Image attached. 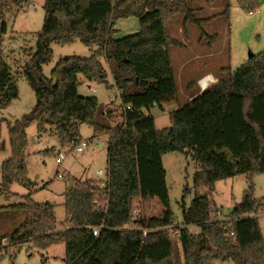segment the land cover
Segmentation results:
<instances>
[{
    "label": "trees",
    "instance_id": "obj_1",
    "mask_svg": "<svg viewBox=\"0 0 264 264\" xmlns=\"http://www.w3.org/2000/svg\"><path fill=\"white\" fill-rule=\"evenodd\" d=\"M20 1L0 0V12ZM215 1L206 0L208 4ZM226 1L220 15L230 22ZM237 1L249 13L260 6L259 0ZM43 8L36 50L23 67L36 103L29 114L8 125L12 155L1 166L0 194L10 193L15 183L27 188L33 184L26 164V129L33 122L39 134L49 127L62 145L81 140L83 123L97 136L107 133L109 182L101 193L94 180L74 181L65 194L67 226L62 230H58L52 203L25 196L24 202L14 206L24 211V220L7 237L4 250L23 242L41 249L64 244L65 264H179L169 230L175 218L162 160L167 153L179 152L198 166L196 183L208 187L190 205L183 203L182 222L175 227L184 264H264V238L257 217L264 213V197L255 198L253 181L264 172V51L171 111V126L157 129L151 109H163L178 93L170 47L181 43L170 38L166 24L171 16L183 14L185 22L199 26L203 38L210 37L202 28V22L210 18H195L188 0H45ZM129 16L137 17L140 31L115 39L116 19ZM5 32L2 22L0 43ZM78 39L91 48L92 55L62 58L46 77L43 65L51 60V45ZM101 56L120 91L122 122L116 126L102 124L98 99L78 91L80 76L88 82L107 83ZM194 86L188 84L187 91ZM18 96L15 76L0 49V108ZM242 174L248 183L242 201L226 219H216L217 208L210 198L216 183ZM135 197L156 198L162 215L134 216ZM98 200L108 202L106 210L99 208ZM129 224L137 228H126ZM190 225L199 226L200 232L191 233ZM97 226L102 229L94 236L92 228Z\"/></svg>",
    "mask_w": 264,
    "mask_h": 264
},
{
    "label": "rangeland",
    "instance_id": "obj_2",
    "mask_svg": "<svg viewBox=\"0 0 264 264\" xmlns=\"http://www.w3.org/2000/svg\"><path fill=\"white\" fill-rule=\"evenodd\" d=\"M21 1L22 3L14 4L11 9H4L3 13L0 12V26L2 22L6 24V32L1 34L0 49L3 59L10 66L15 76L19 91L17 99L13 100L8 107L0 108V184L2 163L12 155L8 125H12L16 120L22 119L25 114H29L36 103L35 93L23 72V67L36 50L37 37L44 21L45 11L43 6L45 0ZM224 1L227 3L226 0ZM221 2L217 1L213 7H209L210 5L205 0H188L189 7L194 10L195 18L203 20L210 18L202 22L203 30L210 37L204 36L202 38L199 26L191 21L185 22L183 14L173 15L167 22L166 32L170 38L174 40H176L175 38L180 39L178 30H181L184 33L182 37L184 35L191 47L187 51L183 49V59H187L188 63L185 65L182 81L177 82V99L173 102L165 103L163 109L155 106L149 113L154 117L157 129L171 126L170 112L188 103V98L185 95L187 91L186 84L182 83L186 77L192 79L204 67L217 71L216 79L218 81L235 71L254 55L264 51V0H259L260 6L253 14L239 6L237 0H228L230 4V22L228 23H231V46L233 47L231 59L228 58L229 43L224 44L223 47L224 42L221 41L219 43L220 39H218V36L222 39L225 36L226 24L223 16L218 14L223 11L220 8ZM222 5L224 9L225 3ZM114 28L113 37L115 39L132 35L141 29L136 16L116 19ZM209 40L212 41V44L216 40L217 44H219L216 50L222 49L224 51L217 64L215 62L216 59L209 58V56L195 59L196 55L192 54L198 50L195 48V44H200L198 43L199 41L202 42L203 51L207 54L205 51L212 45ZM182 46L183 44L181 43L178 47L182 48ZM51 47V60L43 65V74L46 77H50L52 70L60 59L66 57L86 58L93 53L91 48L85 46L79 39L67 45L53 43ZM213 50L215 48L208 52H213ZM99 59L107 74L105 77L107 83L88 82L80 76L81 85L78 91L82 96H95L98 99L100 104L98 119L102 124L116 126L122 122V117L119 115L121 114L120 91L115 85L111 69L105 57L101 56ZM223 59L224 61H221ZM176 60H178L177 57L175 62ZM174 69L178 73V64H176V67L174 66ZM109 112L113 113V117L107 119ZM115 113L119 116H116ZM46 129V132L39 134L36 122L31 123L26 129L28 140L26 164L28 177L33 182L32 186L27 188L15 183L12 185L10 193L0 194V264H65L64 244L41 249L31 243L23 242L9 247L7 251L4 250L3 245H7L8 242L4 238L9 237L25 217L24 211L14 206L24 202L27 195H30L34 201L39 203H52L58 230H62L67 226V215L64 205L65 194L74 181L96 180L97 182L107 178L108 146L110 141L107 133L97 136L89 124H81L79 127L80 139L89 141V145L84 152H76L74 149L76 143L62 145L59 138L53 134V131L49 127ZM59 152L65 154L61 164L57 163L56 160ZM162 160L166 171V183L169 188L171 208L175 218V223L169 228L170 236L174 246V254L178 256L179 264H184L183 251L175 227L177 228V226L181 225L183 203L186 206L190 205L196 196L206 194L208 187L203 183H196L194 176L199 169L191 157L179 152H170L165 154ZM99 170L103 171V176L97 174ZM253 181L255 198H263L264 172L255 175ZM247 188V178L243 174L218 181L215 191L210 196L217 208L213 216L220 220L226 219L234 206L242 201ZM132 210L135 212V216H145L147 219L162 215V206L156 198L143 200L135 197L132 201ZM257 217L264 238V213L258 214ZM127 227L137 228L134 224H129ZM189 230L193 234H198L200 227L190 225ZM212 264L233 263L214 261Z\"/></svg>",
    "mask_w": 264,
    "mask_h": 264
},
{
    "label": "crops",
    "instance_id": "obj_3",
    "mask_svg": "<svg viewBox=\"0 0 264 264\" xmlns=\"http://www.w3.org/2000/svg\"><path fill=\"white\" fill-rule=\"evenodd\" d=\"M198 1H200V0H198ZM217 1H223L224 3H225V5H226V2L224 1V0H216L213 4H209L210 6L209 7H213V5L217 2ZM205 2H206V0H205ZM223 2H221L222 4H224ZM207 3V2H206ZM208 4V3H207ZM220 5V8L222 9V10H224L223 9V5ZM225 5H224V7H225ZM221 13V12H220ZM220 13H218V14H220ZM215 15V14H214ZM224 18V17H223ZM225 19V18H224ZM225 21H226V24H225V31H224V37H223V39L220 37V36H218V39H220L219 40V43L221 42V41H223L224 43H223V47H224V44H227V43H229V46H228V48H229V56H228V58L229 59H231V53L233 52V47L231 46V43H232V39H231V23H228L227 22V20L225 19ZM230 24V25H229ZM226 29H227V31H226ZM182 34H184L181 30H178V35H180V39H177V38H175L176 40H178L180 43H182L183 44V46H182V48H179L178 46H171L170 47V52H171V58H172V64H173V68H174V66L176 67V64H178V73H177V71L174 69V72H175V77H176V83L177 82H179V81H182V79H183V77H182V75H183V73H184V70H185V65L188 63V61H187V59H183L184 58V55H182V53H183V49L184 50H189L190 49V45H189V41H187L186 40V38H184V35H183V37H182ZM218 35V34H217ZM179 38V37H178ZM222 39V40H221ZM234 39V38H233ZM217 40V39H216ZM214 41V43L211 45V46H209L208 47V49L205 51V52H207V54H205L204 53V46L201 44L202 42L201 41H197L198 43H200V44H195V48H197L198 50L197 51H194L192 54H195L196 56L194 57L195 59H199V58H201L202 56H209V58H213V59H216L215 60V62H216V64H217V62H219L220 61V59H221V56H222V54H223V50L222 49H220L219 51H217L216 50V47L219 45V44H217V41ZM203 43H204V41H203ZM207 47V46H206ZM213 48H215V50H213V52H208V51H212V49ZM178 58V60H176V62H175V58ZM226 60V59H225ZM221 61H224V59L223 60H221ZM227 61H229V60H227ZM209 74H211L213 77H215V78H217L216 76H217V74H218V72L217 71H212V70H209L208 68H204V67H202L201 69H200V71L195 75V76H193L192 77V79H190V77H186L185 78V80L182 82L183 84H186V88H187V85L188 84H190V83H194L195 84V86H194V88H193V90L191 91V92H188V91H186V93H185V95L187 96V98H188V102H190L191 100H192V98L193 97H195L196 95H198L200 92H201V90L199 89L200 87H199V84H198V81L201 79V78H203L204 76H206V75H209ZM189 80H192V81H190L189 82ZM188 82V83H187ZM177 88H178V85H177ZM187 90V89H186ZM96 181V180H95Z\"/></svg>",
    "mask_w": 264,
    "mask_h": 264
},
{
    "label": "built area",
    "instance_id": "obj_4",
    "mask_svg": "<svg viewBox=\"0 0 264 264\" xmlns=\"http://www.w3.org/2000/svg\"><path fill=\"white\" fill-rule=\"evenodd\" d=\"M250 14H253V12H250ZM206 76H208V75H206ZM206 76H204V77H206ZM204 77L203 78H201L199 81H198V84H199V87H200V90L201 91H203V90H205L206 88H208L209 86H211L213 83L211 82V81H209V80H205L204 79ZM216 79V78H215ZM216 81H217V79H216ZM203 89V90H202ZM131 108H130V106H127V110H130ZM126 125H124V127H125ZM88 145H89V141H86V140H80L78 143H76V146H75V151L76 152H84V150L88 147ZM65 158V154L64 153H62V152H59V154H58V156H57V158H56V160H57V163H59V164H61L62 162H63V159ZM97 174L99 175V176H103L104 175V173H103V171L102 170H99L98 172H97ZM60 177H61V175H60ZM106 180H98L97 181V184H98V186H99V188H100V191H101V193H103L104 191H105V188H106V186L108 185V182H109V175H108V173H107V175H106ZM98 205H99V208L100 209H102V210H106L107 209V207H108V202L107 201H105V200H103V201H99L98 200ZM133 213V215L135 216V212H132ZM126 228H128V229H135V227H133V228H129V227H127L126 226ZM101 229H102V227L100 226H97V227H93L92 228V232H93V235L94 236H99V234H100V231H101ZM146 233V232H145ZM5 240H8L7 238H4ZM3 246H6V245H3Z\"/></svg>",
    "mask_w": 264,
    "mask_h": 264
},
{
    "label": "clouds",
    "instance_id": "obj_5",
    "mask_svg": "<svg viewBox=\"0 0 264 264\" xmlns=\"http://www.w3.org/2000/svg\"><path fill=\"white\" fill-rule=\"evenodd\" d=\"M204 79L211 81L213 84L217 83L215 77H213L211 74H209L208 76L204 77Z\"/></svg>",
    "mask_w": 264,
    "mask_h": 264
},
{
    "label": "water",
    "instance_id": "obj_6",
    "mask_svg": "<svg viewBox=\"0 0 264 264\" xmlns=\"http://www.w3.org/2000/svg\"><path fill=\"white\" fill-rule=\"evenodd\" d=\"M106 76H107V74L105 73V74H104V77H106ZM203 91H204V90H203Z\"/></svg>",
    "mask_w": 264,
    "mask_h": 264
}]
</instances>
